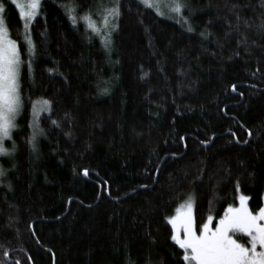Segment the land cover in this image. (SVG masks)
I'll list each match as a JSON object with an SVG mask.
<instances>
[{"label": "trees", "instance_id": "1", "mask_svg": "<svg viewBox=\"0 0 264 264\" xmlns=\"http://www.w3.org/2000/svg\"><path fill=\"white\" fill-rule=\"evenodd\" d=\"M110 2L42 0L30 56L17 9L0 0L23 60L0 160V264H184L167 218L189 196L197 225L241 195L262 207L264 0H182L191 32L118 0L107 53L67 10ZM38 100L48 111L29 143Z\"/></svg>", "mask_w": 264, "mask_h": 264}, {"label": "snow or ice", "instance_id": "2", "mask_svg": "<svg viewBox=\"0 0 264 264\" xmlns=\"http://www.w3.org/2000/svg\"><path fill=\"white\" fill-rule=\"evenodd\" d=\"M11 3L19 10L21 19L24 21V28L28 29L30 22L37 15L41 0H11ZM146 9L157 8L160 0H140ZM168 7L177 16H180L181 9L187 7L182 0H170ZM3 4H0V11H3ZM103 32L100 31L88 16L82 17L89 21L88 26L92 31L101 36L105 46L110 42V31L114 28L109 18L119 16L117 4L104 10ZM69 17L75 25L76 17L69 10ZM184 23H188L186 17H182ZM179 22V20L177 21ZM264 28V25H261ZM189 32L193 31L189 25ZM9 29L0 18V156L9 155V149L5 147V141L12 139V130L17 127L16 117L21 107L19 79L23 60L18 48L17 41L9 38ZM201 35H204L202 33ZM29 50L33 49V42L30 37H25ZM31 69V64L28 65ZM50 72L53 69H49ZM236 91V85H232ZM105 91H107L105 89ZM48 101H44L47 106ZM56 124V121H52ZM233 136L236 133H232ZM251 136V131H248ZM30 139L29 143L33 142ZM184 137H181L183 140ZM239 142V141H237ZM247 143V140L244 141ZM201 143H206L202 141ZM13 143V150H14ZM85 176L88 170L83 171ZM5 172L0 169V176ZM141 187H144L141 185ZM239 190V184H237ZM240 206L234 208L231 205L225 209L223 216L211 227L213 217L209 215L207 220L197 225L193 215V201L191 196L176 209V215L168 217V223L172 226L171 240L183 250L182 260L184 264H264V207L253 213L246 205L247 196L239 197ZM246 237V243L241 238ZM8 256L7 251L4 253ZM19 264V262H17Z\"/></svg>", "mask_w": 264, "mask_h": 264}, {"label": "rangeland", "instance_id": "3", "mask_svg": "<svg viewBox=\"0 0 264 264\" xmlns=\"http://www.w3.org/2000/svg\"><path fill=\"white\" fill-rule=\"evenodd\" d=\"M42 1V0H41ZM139 2H140V0H138ZM9 2L11 3V0H9ZM169 2H170V0H160V4H159V6L157 7V8H153L152 10L154 11V12H156V14L157 15H159V16H161V17H166V18H168V19H172V18H170L171 16L172 17H174L175 18V20H179V22L185 27V29H188V27H189V22L188 23H184V19H182V17H184L183 15H182V9H181V14H180V16H177L174 12H172L171 10H170V8L168 7V4H169ZM113 3H115V2H110V3H104V4H101L100 6H97V8L93 11V13L92 12H84V13H82V14H80V15H77V14H75V12L72 10V9H70V8H68V10H67V12H68V14H69V10H71V14L73 15V16H75L76 17V20L78 19V20H80L79 21V24L85 29V31H86V33H87V35L88 36H92V37H95V38H97L98 40H99V42H100V44L102 45V47L104 48V50L107 52V50H109V48H110V43H111V41L107 44V46H105V43L103 42V40L101 39V36L100 35H97V34H95L93 31H92V29L88 26V24H89V21H85L84 19H82V17H84V16H88L89 18H90V21L98 28V29H100V31L101 32H103V19H104V15H105V12H104V10L106 9V8H111V7H113L114 5H113ZM12 4V3H11ZM13 5V4H12ZM15 6V5H14ZM16 8V7H15ZM17 9V8H16ZM17 11H18V13H19V10L17 9ZM38 12H39V9L37 10V14H38ZM19 16H20V14H19ZM0 18H2L3 19V11H0ZM21 18V17H20ZM35 18V17H34ZM33 18V19H34ZM110 19V22H111V24H113L114 25V28H112V30L110 31V37H111V35H112V33H113V31L115 30V26H116V20H117V17H115V18H109ZM4 20V19H3ZM22 20V19H21ZM32 22V21H31ZM31 22H30V24H31ZM22 24H23V38L25 39V41H26V44H27V46H28V42H27V39L25 38L26 36H28V37H30V35H29V28H30V24H29V27H28V29H25L24 28V21L22 20ZM9 35V34H8ZM10 38V37H9ZM29 48V47H28ZM108 53V52H107ZM28 54L30 55V56H32V50L30 51H28ZM26 65L28 66L29 65V63L27 62L26 63ZM22 67H23V64H22V66H21V69H22ZM29 68V67H28ZM20 111H21V107H20ZM20 111H19V113H20ZM48 111V105L47 106H45L44 105V101H42V100H38V101H36L35 102V104L32 106V108H31V111H30V121H29V128H30V130L32 131V133H34L35 134V137H34V139L36 138V131H37V119H38V117L40 116V114L42 113V112H47ZM19 115V114H18ZM18 115H17V117H18ZM17 117H16V120H17ZM16 122V121H15ZM13 130H15V128L13 129ZM12 130V131H13ZM6 141H9V140H6ZM5 141V142H6ZM5 147L7 148V146H6V144H5ZM8 155H5V156H0V160L2 159V158H6ZM0 169H2L1 168V162H0ZM1 179H2V176H0V181H1ZM1 184V183H0ZM192 198V197H191ZM192 201H193V198H192ZM183 204V203H182ZM182 204H180L179 206H181ZM247 205V204H246ZM178 206V207H179ZM240 206V200H239V203H238V206L237 207H234V208H238ZM177 207V208H178ZM233 207V206H232ZM262 207H264V191H263V204H262ZM176 208V209H177ZM228 208V207H227ZM192 211H193V209H192ZM176 215V210L174 211V214L172 215V216H175ZM220 218H218V219H214L213 218V221H212V224L210 225L211 227H214L215 226V223L219 220ZM246 241H247V238L246 237H243V238H241V242H244V243H246Z\"/></svg>", "mask_w": 264, "mask_h": 264}]
</instances>
